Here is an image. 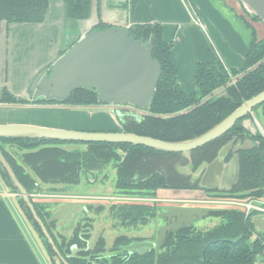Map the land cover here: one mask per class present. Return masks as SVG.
Masks as SVG:
<instances>
[{"label": "trees", "instance_id": "16d2710c", "mask_svg": "<svg viewBox=\"0 0 264 264\" xmlns=\"http://www.w3.org/2000/svg\"><path fill=\"white\" fill-rule=\"evenodd\" d=\"M63 2L70 19L89 18L91 0H63ZM47 6L48 0H0V24L2 22L40 23L43 21ZM251 20L260 22L254 16ZM247 25L252 33V41L245 56L243 69H226L219 59H215L210 64H198L192 81L194 88L192 94L185 93L178 83L176 71L171 63V45L163 40L161 27L158 25L131 27V34L138 39L141 38L147 42L150 37L154 38L152 56L160 63L161 74L148 112L141 114L139 120L132 116L121 115L119 122L122 131L168 142L190 140L213 128L244 101L263 91L264 61L251 70H246L264 58V39H258L254 29L249 23ZM105 28L106 26L100 23L95 27L97 30ZM234 77L236 78L231 81ZM219 88V91L211 95ZM33 103L38 104L42 101ZM65 104L73 107H96L99 103L95 93L77 90L69 96ZM0 105L26 106L28 103L3 92ZM261 107H264V104L256 110ZM247 117H250V114ZM233 140L240 145L245 140H251L254 144L250 148L237 152L238 181L231 191L221 192L223 196H219L243 200L261 199L264 196V138L261 135H249L241 127L240 122L225 135L191 152L189 158L181 154L161 153L141 146H128V149L151 151L167 159H177L179 161L177 165L187 168L193 174L202 165L211 163L220 149ZM3 143L25 150L26 153L18 154V160L14 161L3 149ZM42 144L54 145L37 148ZM62 145L64 143L43 139H0L1 152L18 182L28 194L39 188L41 184L77 185L79 183L81 163L73 159L72 153L75 151H64L61 149ZM88 146L93 160L98 161L101 158L106 162L115 157L111 144L92 143ZM120 167L125 168L126 165L123 163ZM0 177L10 191H16L1 165ZM161 180H163L161 188L167 190L200 189L198 182L194 181L191 175H182L176 170H169L165 177L161 176ZM18 203L25 219L41 238L50 263L55 264L54 251L43 238L29 209L21 200ZM33 206L46 228H51L54 224L45 222L49 214H42L37 205L33 204ZM209 216L218 218L222 222L203 234L184 231L168 235L159 254L154 252L144 255L117 254L110 256L109 262L110 264H257L258 257L264 258V236L260 233L253 241H249L253 229V223L250 220L254 213L245 216L240 210L222 209L210 211ZM125 241L128 240L123 237L117 238L114 245L125 244ZM55 245L61 252L64 248L63 255L70 253V247L73 245L76 248L84 246L77 236L67 242L63 241L62 245L57 243ZM104 246V240H100L93 250L79 251L76 257H68L66 261L68 264H99V262L109 264L107 258L98 256L104 253ZM84 256L88 257V260L81 258Z\"/></svg>", "mask_w": 264, "mask_h": 264}, {"label": "water", "instance_id": "95a60500", "mask_svg": "<svg viewBox=\"0 0 264 264\" xmlns=\"http://www.w3.org/2000/svg\"><path fill=\"white\" fill-rule=\"evenodd\" d=\"M238 1L248 14L255 16L264 24V0ZM68 19L70 18L68 17ZM95 27L68 45L45 69L35 73L27 84L26 92L32 101L38 99L53 101L59 104L55 106H63L71 110L88 108L92 113L101 112L108 114L120 127L119 118L117 117H121V115L119 112L115 114L112 108L124 106L136 114L147 113L160 79L161 65L152 56L153 37H150L145 42L143 39L133 36L130 28L126 26H111L102 30H97ZM262 61H264V58L246 71L251 70ZM235 78H231V81ZM77 90L95 93L99 104L96 107H73L65 104L69 96ZM219 90L220 88L213 91L211 95ZM262 104H264V90L244 101L207 132L193 139L180 142H168L133 133H125L119 128L115 131H83L33 124L0 125V139L22 138L56 141L65 144L61 146L64 151H76L82 143L126 144L145 147L161 153L181 154L189 158L191 152L225 135L238 122L249 135H261L263 137L254 118L251 116L247 117ZM253 144V141L245 140L242 145L237 144L233 147V142H229L220 149L217 157L211 163H206L198 169L196 174L199 179L200 189L216 192L211 193L212 197H220L219 195H222L221 192L231 191L239 176L237 152L250 148ZM227 156H229V159L226 161ZM0 165L15 188L16 191L14 193L18 196V200L24 202L29 209L33 220L41 230L43 238L56 254V257H54L55 264H59L58 261L65 264L54 246L43 221L38 217L27 191L18 182L1 149ZM11 192L13 191L11 190ZM196 206H202L207 209H171L169 216L175 217L177 221L183 223L187 216L193 215L198 220H201L202 218H207L210 211L233 209L226 206L215 207L199 204ZM73 207L72 204L61 206L48 222L57 223L68 216ZM169 229L167 225L160 228L154 243L134 244L126 249L145 248L147 251L155 248L156 252H158L164 245ZM172 231L174 232L175 230ZM263 262L264 258L258 257L257 263L261 264Z\"/></svg>", "mask_w": 264, "mask_h": 264}, {"label": "crops", "instance_id": "0c3cea01", "mask_svg": "<svg viewBox=\"0 0 264 264\" xmlns=\"http://www.w3.org/2000/svg\"><path fill=\"white\" fill-rule=\"evenodd\" d=\"M99 23L106 27L160 26L163 40L171 45V63L178 83L187 94L194 92L192 81L198 64H210L219 59L226 69H243L252 41L247 23L258 39H264V24L248 19L238 0H91L90 15L85 21L68 19L63 0H48L42 23H13L9 28L23 26L29 34L32 30L41 31L40 42L30 41L27 43L29 49L27 44L24 45L23 53L33 55L35 58L31 60L42 63L44 68L68 45ZM35 73L25 76L19 86L9 87L10 93L21 98V88L27 94V84ZM260 109L257 114L261 115L253 118L264 137V107ZM4 124L83 131H115L119 128L108 114L63 106L0 105V125ZM11 150L20 154L15 148ZM40 186L55 189L62 184ZM161 197L166 200L186 199L193 204L206 199L202 191L167 190L161 193ZM18 201L0 177V264H51ZM256 219V229L264 231L263 217L257 214L253 216V220Z\"/></svg>", "mask_w": 264, "mask_h": 264}, {"label": "flooded vegetation", "instance_id": "af4514ba", "mask_svg": "<svg viewBox=\"0 0 264 264\" xmlns=\"http://www.w3.org/2000/svg\"><path fill=\"white\" fill-rule=\"evenodd\" d=\"M48 102V101H47ZM45 103L42 101V103H31L28 105H34V106H55L59 105L58 103H55L53 101H50L48 103ZM115 111L119 112L120 115H127L132 116L133 118H137L138 115L135 112H132L131 110L127 109L126 107H114L112 108ZM135 115V116H134ZM141 116V115H140ZM119 118V117H118ZM120 130H122L121 126L119 127ZM233 140V147H235L237 144L234 143ZM86 144V143H82ZM80 144V147L81 145ZM98 144H105V143H98ZM65 145V144H64ZM88 145V144H87ZM112 145V152L115 155L114 158H111L108 161H104L103 159L99 158L98 161L104 163L105 165L109 164L111 165V172L113 174L112 180L110 185L107 187L108 189L113 191L112 195H95L96 197H99L102 200L111 202L112 208L113 206H126V208H133L137 210H142V215L139 216L136 215L134 218L128 217L126 219L123 218H114L115 216H111L112 218L109 219L110 222H114L113 220L120 221V225H114V223H111L109 228H106L103 226V224L108 221L105 220V215L100 216H94L93 222L90 223V226H92V230L90 231L89 225L85 226V228L88 230L86 232H83L82 229L78 230V227L73 231L71 238L77 236L78 240L82 241L84 244L81 248H76L75 245L70 247V253H67L66 255L64 251L62 250L58 252L63 258L65 264H68L66 261V258L68 257H76V255L79 253V251H91L95 248L96 241H93L95 237H98L99 234L102 238H106L105 240V250H109V257L113 255H119V254H138V255H144L148 252H154L156 254H159L163 246L160 248L158 252H156L155 248L152 250H147L145 248H133L131 250H127L126 248L129 246H132L134 244H141V243H147L149 242V239L154 237V242L156 241V238L158 236V232L160 228H163L165 225L168 226L169 233L168 235H174L176 233H182L184 231H193L195 229V222H198L199 220L191 215L187 216L185 218V221L182 223L181 221H177L175 217L169 216V211L171 209H207L202 206H196V202L190 203L188 200H181L183 203L180 205H166L165 203H174L175 200H166L165 198L161 197V193L164 191H167V189L161 188L163 180H161V176L165 177V175L169 172V170L175 171L182 175H191L192 179L194 181H197L199 184V179L197 177V172L191 174L189 170H185L187 168H182L180 165H177L179 161L177 159H167L164 158L161 155H158L151 151H130L128 149V146L132 145H126V144H111ZM80 149V148H79ZM78 149V150H79ZM229 156H227L226 161L229 159ZM151 161V162H150ZM125 164L126 167L122 168L120 167L121 164ZM175 169V170H174ZM95 181L90 180V183L93 184ZM78 185V184H77ZM95 185H99V187H94L96 190L103 191L104 185L103 183H98ZM102 187V188H100ZM174 191H202L205 193L206 198H209L208 196V190H200V189H183V190H174ZM212 192V191H211ZM216 193V192H213ZM156 197V198H155ZM212 197V196H211ZM68 205V204H66ZM73 205V204H72ZM75 207V205H73ZM72 208V210L74 209ZM71 210V211H72ZM115 209H113L112 212H114ZM173 212V211H172ZM54 214V213H53ZM49 215L47 219L51 218L53 215ZM89 218H91L90 212L88 210H85V213ZM85 216V215H84ZM208 218H212L211 216H208ZM191 219V220H190ZM203 219V218H202ZM85 220V219H84ZM122 220H126L125 223L122 222ZM189 220V221H188ZM102 221V223H101ZM88 222V221H87ZM53 223V222H50ZM56 224V223H53ZM79 226V225H78ZM80 227V226H79ZM104 231H103V229ZM108 229L109 231H107ZM172 230H175L174 232ZM103 231V232H102ZM128 238V239H134L130 242L128 245L122 244L115 246L114 242L117 238ZM109 242V244H107ZM153 242V243H154ZM115 247V250H113ZM53 250V249H52ZM143 251H145L143 253ZM74 252V253H73ZM143 253V254H141ZM55 254V253H54ZM56 257V254L54 255ZM109 257H107V260L109 262ZM82 259L85 258L88 260V257L84 256L81 257ZM88 263V261H87ZM111 262H109L110 264ZM61 264H64L61 262ZM94 264V263H92Z\"/></svg>", "mask_w": 264, "mask_h": 264}, {"label": "rangeland", "instance_id": "374dc122", "mask_svg": "<svg viewBox=\"0 0 264 264\" xmlns=\"http://www.w3.org/2000/svg\"><path fill=\"white\" fill-rule=\"evenodd\" d=\"M244 13L248 17V19H252L253 15H250L246 12ZM40 23H36V24H40ZM11 24L13 23L2 22L0 24V98L3 92H6L12 95L9 91V87L11 88L13 86H17V85L19 86L21 82L24 81L25 76L33 72L39 73L48 66L46 65V67L42 68V63L41 64L36 63L35 61L31 60L32 58H35L33 55H28V54L23 53V51L26 49L24 45H26L27 43L29 44L30 41H34L36 43L40 42V37H41L40 32L41 31L32 30V33L29 34V32L26 29L22 28L23 26H21L18 29L13 28L12 30H10L9 25ZM16 24L24 25L25 23H16ZM22 34L25 36H23ZM28 44H27V49H29ZM20 90H21V94L23 97L18 98V97H15L14 95L12 96L16 99H20L24 102H27L28 104H31L33 102H38V101H44L41 99L32 101L28 97V94H24L21 88ZM79 111L86 112V111H90V109L85 108ZM259 111H261V109L258 111L254 110L250 114V116L255 118L257 117V115L258 116L261 115V114H257V113H260ZM114 113L116 114L117 111H115ZM89 130H92V129H89ZM4 145L5 144L3 143L2 147L6 151L7 155L11 157L14 161H16L18 154L11 150V149H14L15 147L7 146V144L5 146ZM46 145L53 146L54 144H42L38 146L37 148H42ZM15 149H18V151L20 152V155L23 152H25V150H22L19 148H15ZM72 155H73L74 160H79L81 163V173L79 175L78 185L62 184L60 188H55V189H51L45 186L44 187L39 186V188L31 191L28 194L30 201L33 204L38 206L42 214L48 213L49 215H51L55 213L63 205H66V204L75 205L74 209L70 212L68 216L58 221L51 228H46L45 226L56 248H57V246L55 245L56 243L57 245H62L63 241L65 242L69 241V239H71L73 231L77 227H78V230L82 229L83 232H86L88 230L85 228V226L89 225L90 231H91L92 226H90V223L93 222V218H95L94 217L95 215L96 216L105 215V220H108V221H106L103 224V226L105 225L104 227L106 228H109L111 223H114V225L116 224L117 226L121 224V222L117 220H113L114 222H110L109 219L112 218L111 217L112 215L113 216L116 215L114 218L118 217V218H123V219H126L128 217L134 218L136 215H138V218H139V216L142 215L141 209L137 210L133 208H126V206H119V207L113 206L114 208H112L110 207L112 205L111 202L102 200L99 197L95 196V195H112L113 194V191L107 188L110 185V183H112L111 180H112L113 174L111 172V165L109 164L105 165L104 163L100 161L93 160V158L90 155V148L87 144H82L80 149L73 152ZM185 170H188V169H185ZM90 180H92V182L94 180L95 182L91 184ZM100 182L103 184L106 183V185L102 186L104 187L103 189H105L103 191L96 190L94 188V187H99V185H95V183L98 184ZM14 194L16 195V193ZM174 200H175L174 203H165V204L166 205H180L183 203H178V202H182L181 200L184 201L186 199H180V200L174 199ZM255 201L259 202L261 206L264 208V196L263 198L256 199ZM113 209H115L114 212H112ZM85 210H88V212H90L91 218H89L86 214H84ZM47 219L48 218H46L45 222L47 221ZM125 221L126 220H122V222L124 223ZM250 221L253 223V229H252L251 237L249 238V241H253L257 237V235L260 233L262 234V236H264V231L261 232L256 229L257 219L255 220L256 222L253 220V218ZM221 222L222 221L220 219L214 218V217L203 218L199 220L198 222H195V225H194L195 229H193V231L191 232H194L195 234H198V233L203 234L207 230L213 229ZM106 230L109 231L108 229ZM105 238H102L99 234V236L95 237L93 241H96L95 244H97L98 241L104 240ZM38 239L42 246L43 242L39 236H38ZM106 239L109 240L108 238ZM126 239L128 241H125V244L127 243L128 245L130 244L132 240H134V239L131 240L128 238ZM154 239H155L154 237L153 238L151 237L149 239V242H154ZM107 244H109V242H107ZM104 245H105V240H104ZM109 253H110L109 250L107 251L104 248V253L99 254L98 256L101 258H107L110 255ZM58 262L59 264H61V261H58ZM99 264H103V263L99 262ZM261 264H264V263H261Z\"/></svg>", "mask_w": 264, "mask_h": 264}, {"label": "built area", "instance_id": "2783aa9c", "mask_svg": "<svg viewBox=\"0 0 264 264\" xmlns=\"http://www.w3.org/2000/svg\"><path fill=\"white\" fill-rule=\"evenodd\" d=\"M199 205H208L215 207H230L236 210H240L244 213L245 216L254 213V215H261L264 220V208L261 204L255 200H243V199H235V198H227V197H209L202 201L196 202ZM264 229V223H263ZM264 244V243H263Z\"/></svg>", "mask_w": 264, "mask_h": 264}]
</instances>
